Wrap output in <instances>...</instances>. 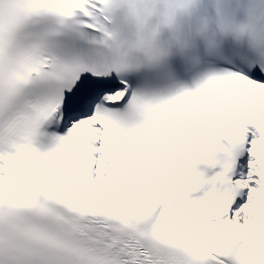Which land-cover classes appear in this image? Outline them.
<instances>
[{
  "label": "snow or ice",
  "instance_id": "snow-or-ice-1",
  "mask_svg": "<svg viewBox=\"0 0 264 264\" xmlns=\"http://www.w3.org/2000/svg\"><path fill=\"white\" fill-rule=\"evenodd\" d=\"M166 9L0 0V264H264V56Z\"/></svg>",
  "mask_w": 264,
  "mask_h": 264
},
{
  "label": "clouds",
  "instance_id": "clouds-1",
  "mask_svg": "<svg viewBox=\"0 0 264 264\" xmlns=\"http://www.w3.org/2000/svg\"><path fill=\"white\" fill-rule=\"evenodd\" d=\"M161 19L146 21L147 39L157 41L164 29L185 46L205 51L236 49L264 56V0H171ZM139 35L130 42L136 50Z\"/></svg>",
  "mask_w": 264,
  "mask_h": 264
}]
</instances>
